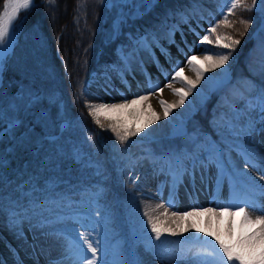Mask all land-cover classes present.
<instances>
[{
    "label": "rangeland",
    "instance_id": "374dc122",
    "mask_svg": "<svg viewBox=\"0 0 264 264\" xmlns=\"http://www.w3.org/2000/svg\"><path fill=\"white\" fill-rule=\"evenodd\" d=\"M111 3L113 0H109ZM117 5L118 17L113 20L107 31L110 40H116L119 43L114 49L117 55L118 67L122 58L127 57L131 62V67L128 68L126 73H121V78L108 75L110 79H106V72L97 73L91 72L84 85L81 88L80 94L74 92L77 101L84 106V110H79L82 115L89 119V126L82 124L80 117H65L63 113L58 115V119L52 121V124L48 118H43L42 123H46L51 126L46 130L48 135L51 133L57 134L55 139L61 138V135H68V132H76L82 130L85 136H91L97 138L100 137V132L103 128L95 123V118L90 114L87 104H99V103H123L126 100H132L139 95L148 94L150 91V84L145 79V73L142 71L144 68V61H150L156 64V61L162 66L163 74L158 71L148 70L147 75L152 77V85H158L163 88L170 81V78L174 75V66H184V75L191 79H196V74L186 65V55H198L203 56L205 54L216 55L221 52H235L231 49H223L217 47L215 44H201L200 38L206 34V30L213 26L220 24L224 31L221 29L217 32L221 35L231 36L235 39H240L241 43L236 45L235 48L241 49L242 52L236 51L237 55L234 58V65L228 62L224 67L227 69V73L223 69H216L214 71L206 72L205 79L201 80L197 85V91H193L185 104L180 108L174 109L172 115L167 120H160L155 124H150L148 128L144 129V132L139 133L138 139L130 138V143L126 145L119 144L113 146H107L106 154L113 155L115 153L116 158H119L120 168L122 176L127 178L126 191L129 197L125 203L123 216L126 223L125 230L119 226L120 214L118 213L119 205H111L112 208L106 210L103 207L102 193H96V189L92 188L96 184L94 180L90 178L80 176L77 182H66V186L76 187L74 189L77 193H81L80 199H71L69 192H58L59 198L57 199H43L37 201L34 194L30 191H21L19 196L15 198L11 196L13 192L12 184L7 187H2V184H8L7 176H4L0 172V205L7 206L9 202L15 204L16 200H19V208L17 210H9L6 216L0 215V259L5 261V264H16L18 257L23 264H42L38 259L33 256V249L37 248H50L51 246L58 244L61 249L65 244L64 236L67 235L74 240H78V233H84L89 240L93 238L100 239L101 249L97 252L96 264H101V261L107 260L108 264H119L120 261H142L143 264H167L166 260L162 257L167 254H175L177 256L176 264L186 260L182 258V254H189L188 250L192 252H203L207 249V246L203 243V240L212 239L205 235L206 232H218L223 239H227V230L231 222L233 228V238L240 234V222L241 217H228L223 216L220 218H211V227H209L205 221L208 217H201L195 219L196 227L190 231L183 232L181 235L170 236L166 234L167 244L162 246L161 255H157L154 250L148 247V237L152 236L154 239L155 234L151 232V226L147 222V216L144 215L147 212L149 215L160 217V214L164 211H159V215L153 214L152 202L160 200L168 212H180L190 211L192 208L201 207H216L218 204H226L229 201L238 203L236 199L234 185L230 178L224 177L219 184L215 180H211L213 184V191L206 193L200 189L201 184H208L210 180L206 179L200 182L197 179L196 183H192L189 180H185L177 187L174 184L172 176L169 174V155L187 152L194 148L189 137L196 134H202L210 139H215L214 129L222 122L223 119L231 117V108L235 104L239 103L234 93L238 85H243L252 81L256 83L264 82V15L259 11V7L250 8L251 0H243V4L235 9L234 14L228 15L227 4L229 0H216L215 4L211 6L207 15L188 16L187 23H180L178 25L179 31L175 32L173 38L175 43L168 41H157L154 38H149V48H142L137 44L140 37H134L131 33H128L122 26L118 31L116 25L119 23L121 17L120 13L125 15L130 14L132 17L142 15L146 8H149L151 3L156 0H114ZM7 2L5 0L4 4ZM262 3V0H257V5ZM128 5H135V7H129ZM4 9V5L2 11ZM30 8L26 12L22 13L18 22L16 23L15 30L17 32V38L25 28ZM1 11V13H2ZM0 13V15H1ZM222 15H228L229 21L232 27H226L223 23H220ZM240 19L251 20V26L247 31L244 29V24L239 23ZM244 33L241 35V33ZM197 33L199 35H197ZM183 35V39H182ZM17 41V40H16ZM227 42V41H226ZM165 49L168 56L161 51ZM210 50V51H205ZM246 53V54H245ZM245 54V55H244ZM253 56V57H252ZM35 58V56H34ZM37 58V57H36ZM230 60V59H229ZM251 60V61H250ZM142 62V64H141ZM7 63L5 64L0 74V91L4 85V74L7 69ZM117 66V64L115 65ZM157 66V64H156ZM205 67V65H199ZM250 70V74L243 73L246 69ZM138 72V73H137ZM231 74V82L225 84L226 77ZM168 77L166 79L165 77ZM212 77V79H208ZM72 86V85H71ZM173 87H184L179 81L173 82ZM186 90V89H185ZM30 93L34 95L35 91L30 90ZM2 94L0 93V96ZM77 96V97H76ZM154 97L158 100L154 102ZM25 98L23 93H19L17 99L12 100L10 103H3L0 100V107L5 109L9 105L14 104L17 101H21ZM164 99L170 103L165 93L157 91L155 95H150L149 101L143 105H133L128 109H125L119 113H109L108 115L119 118L122 122L126 123L129 127L131 125L135 127H143L148 122L151 115L148 109V103H151L152 108L156 112L163 116V109L159 104V100ZM178 97L175 96V101H178ZM27 100V98H26ZM81 119V120H80ZM101 123H103L104 116L100 117ZM65 121V127L62 126V122ZM77 121V122H76ZM76 122V123H74ZM94 124V125H93ZM97 125V127L95 126ZM180 126H186L188 128L187 136L171 139L169 136L173 134ZM72 127V129H71ZM90 128L91 134L86 133L83 128ZM66 128V129H65ZM54 129V130H53ZM67 130L63 133V130ZM88 131V130H86ZM2 132V131H0ZM62 132V133H61ZM37 133V131H36ZM147 133V135H145ZM93 136V137H92ZM86 140H83L85 144ZM160 141L163 146L170 144L167 149H164L162 154L156 153L154 148L151 147V142ZM127 149V151H124ZM72 152L76 157H80L77 152V148L72 147ZM107 156V155H106ZM73 157V156H72ZM108 159V157H106ZM77 163V162H76ZM94 165V175L99 173V163ZM87 166L90 168L91 163ZM158 173V174H157ZM157 174V175H155ZM264 173L252 170L248 177L249 180L255 179L258 183H264L260 181L259 177ZM26 179L20 181L16 188H21L26 184L35 183L32 181L31 175H27ZM90 181H86L87 179ZM138 178V179H136ZM82 184V185H80ZM94 184V185H93ZM217 185H219L217 187ZM194 187V189L192 188ZM189 193H182L180 188ZM12 189V190H10ZM9 191L10 196L5 192ZM209 192V191H208ZM170 193L175 195L173 201L174 206L169 207L168 201L170 199ZM191 193V194H190ZM71 194H75L72 192ZM46 196V194H44ZM67 196V197H66ZM65 198V199H64ZM209 204L208 201H210ZM201 199L203 202H201ZM28 203L29 207H22L23 203ZM213 201V202H212ZM73 202V203H72ZM261 201L258 200L257 204ZM67 204V205H66ZM41 205V206H40ZM43 206V207H42ZM40 207V208H39ZM39 208V209H38ZM32 209L39 216L40 220L31 221V223L25 221L23 224L24 235L27 237L26 241H21L15 234L6 227L8 225V218L13 211H25L27 216L32 219L30 214ZM105 210V212H103ZM158 214V212H157ZM253 216L259 215L258 212H251ZM38 219V218H37ZM47 222H51L50 226ZM111 223V225H109ZM193 220H191V224ZM169 222H167V226ZM189 225V224H188ZM186 225L185 227H187ZM113 229H110V227ZM196 229H204V232H199ZM63 234V235H60ZM203 239H200V238ZM162 240L165 237L161 238ZM33 241L34 243H31ZM156 244H160V241H156ZM95 246V244H94ZM13 252L18 255H13ZM32 252V254H31ZM52 257V254L48 258Z\"/></svg>",
    "mask_w": 264,
    "mask_h": 264
},
{
    "label": "snow or ice",
    "instance_id": "6c2138e0",
    "mask_svg": "<svg viewBox=\"0 0 264 264\" xmlns=\"http://www.w3.org/2000/svg\"><path fill=\"white\" fill-rule=\"evenodd\" d=\"M101 2L103 3L104 0H101ZM242 4L243 0H229L226 5L228 15L234 14L235 9L242 6ZM33 6L34 0H7L4 4V11L0 15V61L4 58L5 46H11L10 29L13 27V21L22 9L29 10ZM128 6L135 7V5ZM111 7L115 8L117 5L113 3ZM143 7L146 8L147 5ZM256 7H259V11L264 13V4L260 3L257 5V0H251L250 8ZM179 15L182 23L188 22V13L182 11ZM228 15H222L220 23H223L226 27H232ZM120 17L121 19L116 25L117 31L126 22L123 18V13H120ZM242 23L245 31H247L252 21L249 19L242 21ZM218 26L219 24L209 27L206 30V34L200 38V43L215 44L219 48L234 50L235 46L241 43L240 39L219 34L217 32ZM179 30L177 25H173L169 35L174 36L175 32ZM243 34L242 32L241 35ZM197 35L199 34L197 33ZM148 41L149 36L145 34L139 38L137 44L142 48H149L150 44ZM170 42L175 43L174 40H170ZM161 51L165 56H168L165 49H161ZM185 55L187 57L185 66L190 67L195 72L196 79H191L184 75V66H174V75L165 87L170 89L179 99L172 103L164 99L159 100V104L163 109V116L152 108L151 103L147 105L151 115L143 127L130 128L119 118L108 115L109 113H119L133 105H143L149 101L150 95H155L157 91H164L158 85H152V77L147 75V69L142 68L145 73V79L150 84L149 93L139 95L130 101L126 100L123 103L87 104L90 114L95 118V123L104 128L100 119L103 115L105 119L112 121L108 127L112 133H115L121 145L129 144L130 137H135L139 133L144 132V129L148 128L150 124H155L162 119L167 120L174 109L180 108L185 104V101L193 91H197V95H199L197 85L201 80L205 79L206 72L223 69L227 73V69L224 66L228 64L231 52H221L216 55L205 54L203 56L195 54ZM156 64L163 74L162 66L158 61H156ZM199 65H205V67H200ZM129 67H131L129 59L127 57L122 58L119 62V67L109 66L106 69V79L111 78L108 73L122 79L121 73H126ZM165 78L168 79L167 76ZM208 79H212V77H208ZM175 81H179L184 87H173V82ZM234 95L239 103L231 108V117L223 119L216 126V129H214L215 139L196 134L189 137L194 145L192 150L170 154L168 159L170 164L169 174L177 187L185 180H189L194 184L197 179L200 182L206 179L215 180L219 184L227 176L233 182L235 196L239 202L229 201L226 204H218L216 207L193 208L183 213L173 211L170 216L167 209H165L160 214L166 218L165 220H161L160 217L154 218L145 212L144 215L147 216L151 232L155 234L154 239L152 236L148 237V247L154 250L157 255H161L162 246L168 243L166 234L177 236L196 227L193 218L208 217L205 223L211 227L212 217L239 216L242 219L240 222L241 231L238 236L233 238V228L230 222L227 230V239H223L218 232L208 231L205 235L212 237V239L203 240V243L210 251L192 252L189 249L188 253L190 255L187 253L182 254V258L186 259L189 264H264V183H258L255 179H248L252 170L264 173V82L258 84L252 81L238 85ZM38 102V97L34 98L29 95L25 103L17 101L9 105L8 109L0 107V123L4 124V130L0 132V137L10 135L16 140L18 146L31 144L35 139L34 133L36 129L25 125L20 113L28 105L35 107ZM183 134L187 136L186 132ZM124 151H127V149H124ZM259 180L264 181V175H261ZM174 200L175 195L170 193L169 207L174 206ZM258 200L261 201L260 204H257ZM156 207L161 208L164 206L157 205ZM250 211L260 214L253 216ZM167 220H172L174 226H167ZM188 220H193V223L187 227L182 226L181 222ZM25 221L31 223L25 211H13L8 218L10 230L22 242L27 240L23 231ZM50 224L51 222H47L48 226ZM196 230L204 232V229ZM78 237V240H74L65 235V244L62 246V252L58 257L49 259L48 264H96L97 252L102 247L100 239L93 238V240H89L84 233H78ZM162 237H165V239L162 240ZM200 239L203 238L201 237ZM156 241H160V244H156ZM13 255L18 254L13 252ZM162 258L166 260L167 264H176L177 256L175 254H167ZM0 264H5V261L0 259ZM16 264H23V262L17 260ZM101 264H108V261H101ZM119 264H143V262L139 260L131 262L120 261Z\"/></svg>",
    "mask_w": 264,
    "mask_h": 264
},
{
    "label": "trees",
    "instance_id": "16d2710c",
    "mask_svg": "<svg viewBox=\"0 0 264 264\" xmlns=\"http://www.w3.org/2000/svg\"><path fill=\"white\" fill-rule=\"evenodd\" d=\"M38 1L29 12L25 28L8 61L4 85L0 91L2 94L0 100L3 103L17 99L19 93L25 95L20 101L25 103L26 98L31 95L30 90L35 91L31 96L38 97L39 102L35 107L28 105L20 115L25 125L35 127L37 133H34V141L26 146H18L10 135L0 137V172L7 176L9 181L8 184H2V187L10 184L14 187L26 179L27 175H31L30 178L35 184H29L25 188L33 189L34 193H54L65 186L68 180L77 182L80 176L89 178L91 176V180L96 182L94 189H97L98 193H101V190L107 193L106 199L109 203L114 200V189H118L120 208L123 209L129 197L126 191V177L118 171L120 164L117 163L118 158L114 154L109 156V160L106 159V148L103 143L105 141L109 146L119 144L115 133L108 127L112 121L105 118L102 120L103 142L93 136L90 139L91 136H85L82 130L55 139L56 132L50 131L48 135L45 127L50 129L51 126L42 123L43 118L48 115L51 124L58 119L60 113L73 118L79 116L80 106L74 92L80 94L84 81L91 72L100 73L106 71L109 66L116 64L118 66L114 49L122 39L110 40L107 34L109 26L119 15L117 7H111L116 2ZM3 2L4 0H0V10ZM215 2L216 0H156L140 17L132 18L129 14L125 15L126 22L123 28L134 35H143L147 32L149 36L157 39H168L171 27L181 21L179 13L182 11L189 15L203 13ZM242 21L244 19L239 20L241 25ZM220 29L222 32L226 28L219 24L217 31ZM57 48L67 65L70 78L65 74L63 65L57 57ZM234 51L230 55L231 65H234L236 51L242 52L243 55L241 49L235 48ZM245 68L243 73L251 75L250 70ZM81 108L83 110V107ZM81 119L83 125L89 126L83 116ZM132 127L135 126L131 125L130 128ZM82 128L91 134L90 128ZM3 130L4 124L0 123V131ZM139 137L140 135H137L132 138L135 140ZM86 139L88 140L84 144L83 140ZM153 143L158 149L159 142ZM73 146L77 148L80 157H76L72 152ZM89 162L90 168L87 166ZM95 162L99 163V173L96 175L93 172ZM89 178L86 181H90Z\"/></svg>",
    "mask_w": 264,
    "mask_h": 264
},
{
    "label": "bare ground",
    "instance_id": "6f19581e",
    "mask_svg": "<svg viewBox=\"0 0 264 264\" xmlns=\"http://www.w3.org/2000/svg\"><path fill=\"white\" fill-rule=\"evenodd\" d=\"M35 1L36 0H34V3H35ZM3 11H4V9H3ZM3 11H2V13H3ZM9 11H11V9H9ZM27 10H21L20 11V13H19V15L17 16V18L13 21V27H12V29H10V40H11V46L9 47V46H5V52H4V58H3V60L2 61H0V74H1V72H2V70H3V68H4V66H5V64H6V61H7V59H8V57H9V55L13 52V49H14V46H15V44H16V36H17V32H16V30H15V26H16V23L18 22V20H19V18H20V15L22 14V13H24V12H26ZM2 13H1V15H2ZM145 63H144V67L145 68H147V69H153V71L155 70V69H157V68H155L156 66H155V64L154 63H152V62H150V61H144ZM138 73V72H137ZM163 89H164V91H163V93H165V96L170 100V101H172V102H174L175 101V95L172 93V91L170 90V89H168L167 87H163ZM158 100H156L155 99V97H154V102L156 103ZM115 103V102H114ZM114 103H112V104H114ZM158 103V102H157ZM156 103V104H157ZM158 174V173H157ZM157 174H155V175H157ZM212 186H213V182L212 181H209L208 182V184H205V183H202L201 184V190L204 192L205 190H207V191H209L208 193H211L212 191H213V189H212ZM195 187V186H194ZM194 187L192 186V188L194 189ZM183 188V187H182ZM181 192H184V191H182V190H180ZM188 193V192H187ZM189 194V193H188ZM191 194V193H190ZM206 193H204V195H205ZM156 199H158L157 197H155ZM154 200L152 203V210H153V214H156V215H159V211L161 210V211H165V209L166 208H164V209H162V208H157L156 206L157 205H162V203L160 202V200ZM201 202H203V200L201 199ZM209 202V204H211L212 205V203H211V198H210V201H208ZM213 202V201H212ZM193 209V208H192ZM191 209V210H192ZM159 210V211H158ZM157 212H158V214H157ZM169 213V216L171 215V212H168ZM163 219L165 220L166 218L165 217H163ZM167 222H169V224L168 225H170V226H174L173 225V221L172 220H167ZM181 224H182V226H186V225H190L191 224V220H188V221H183V222H181ZM31 243H34L33 241H31ZM62 250L63 249H61V247H60V245H58V244H55V245H53V246H51L50 248H37V249H33V256L36 258V259H38L39 261H40V263H42V264H48V261H49V259H51V258H55V257H58L59 255H60V253L62 252ZM31 254H32V252H31ZM50 254H52V257H50V258H48V256L50 255ZM19 258H21L20 256L18 257V260H19ZM179 264H189V262L187 261V260H184V261H182V262H180Z\"/></svg>",
    "mask_w": 264,
    "mask_h": 264
},
{
    "label": "water",
    "instance_id": "95a60500",
    "mask_svg": "<svg viewBox=\"0 0 264 264\" xmlns=\"http://www.w3.org/2000/svg\"><path fill=\"white\" fill-rule=\"evenodd\" d=\"M231 76L229 75L226 82L230 80ZM186 132V128L182 127L180 130L176 131L172 136H177V135H182L183 133Z\"/></svg>",
    "mask_w": 264,
    "mask_h": 264
}]
</instances>
